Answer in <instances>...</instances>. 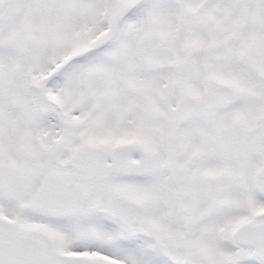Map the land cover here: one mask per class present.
Segmentation results:
<instances>
[{
  "label": "snow or ice",
  "instance_id": "snow-or-ice-1",
  "mask_svg": "<svg viewBox=\"0 0 264 264\" xmlns=\"http://www.w3.org/2000/svg\"><path fill=\"white\" fill-rule=\"evenodd\" d=\"M0 264H264V0H0Z\"/></svg>",
  "mask_w": 264,
  "mask_h": 264
}]
</instances>
